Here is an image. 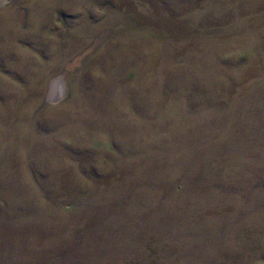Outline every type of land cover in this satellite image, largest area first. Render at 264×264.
Returning <instances> with one entry per match:
<instances>
[{"label": "rangeland", "instance_id": "obj_1", "mask_svg": "<svg viewBox=\"0 0 264 264\" xmlns=\"http://www.w3.org/2000/svg\"><path fill=\"white\" fill-rule=\"evenodd\" d=\"M0 264H264V0H0Z\"/></svg>", "mask_w": 264, "mask_h": 264}]
</instances>
